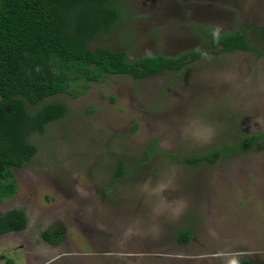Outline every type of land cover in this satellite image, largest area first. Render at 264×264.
I'll return each instance as SVG.
<instances>
[{
	"label": "rangeland",
	"instance_id": "374dc122",
	"mask_svg": "<svg viewBox=\"0 0 264 264\" xmlns=\"http://www.w3.org/2000/svg\"><path fill=\"white\" fill-rule=\"evenodd\" d=\"M111 2L124 18L92 49L130 60L202 55L176 72L114 75L42 103H64L67 114L30 138L36 156L14 169L17 191L0 213L23 210L28 227L0 237V264H264V143L243 145L264 134V0ZM241 28L250 51L211 45ZM234 145L216 164L185 163Z\"/></svg>",
	"mask_w": 264,
	"mask_h": 264
},
{
	"label": "trees",
	"instance_id": "16d2710c",
	"mask_svg": "<svg viewBox=\"0 0 264 264\" xmlns=\"http://www.w3.org/2000/svg\"><path fill=\"white\" fill-rule=\"evenodd\" d=\"M123 18L122 7L111 0H0V204L17 191L14 169L31 164L38 152L30 138L67 114L64 103H42L61 94L78 98L94 82H104L114 75L138 81L176 72L202 55L195 50L180 57L158 54L130 60L126 50L90 47ZM210 38L213 48L219 46L224 53L254 48L245 28ZM255 142L264 143V134L245 135L243 145ZM239 147H220L187 158L185 163L216 164L227 151ZM123 172L124 161H120L118 176ZM27 227L23 210L0 213V237L23 232ZM42 236L51 244L59 243L50 231ZM178 239L188 245L190 230L180 231Z\"/></svg>",
	"mask_w": 264,
	"mask_h": 264
},
{
	"label": "clouds",
	"instance_id": "9594fccd",
	"mask_svg": "<svg viewBox=\"0 0 264 264\" xmlns=\"http://www.w3.org/2000/svg\"><path fill=\"white\" fill-rule=\"evenodd\" d=\"M24 231H25V230H24ZM50 244H51V243H50ZM57 244H58V243H57ZM57 244H56V245H57ZM51 245H55V244H51Z\"/></svg>",
	"mask_w": 264,
	"mask_h": 264
}]
</instances>
